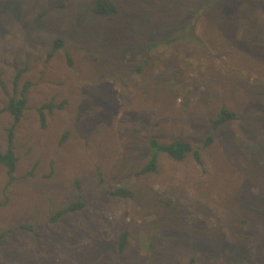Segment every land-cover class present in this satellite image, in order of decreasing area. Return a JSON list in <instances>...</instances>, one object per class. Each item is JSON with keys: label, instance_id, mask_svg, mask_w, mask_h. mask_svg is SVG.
Listing matches in <instances>:
<instances>
[{"label": "rangeland", "instance_id": "rangeland-1", "mask_svg": "<svg viewBox=\"0 0 264 264\" xmlns=\"http://www.w3.org/2000/svg\"><path fill=\"white\" fill-rule=\"evenodd\" d=\"M109 1L0 0V108L28 98L9 187L0 164V264H264V0ZM223 108L238 118L210 132ZM153 140L202 163L159 152L140 175Z\"/></svg>", "mask_w": 264, "mask_h": 264}, {"label": "trees", "instance_id": "trees-1", "mask_svg": "<svg viewBox=\"0 0 264 264\" xmlns=\"http://www.w3.org/2000/svg\"><path fill=\"white\" fill-rule=\"evenodd\" d=\"M94 11L101 14H112L117 11L116 6L112 4L109 0H96V4L94 6ZM63 46V40L62 39H56L53 48L51 52L48 54L49 57H52L54 52L59 48ZM25 71V69H20L17 72L16 75V81L18 77ZM0 86L5 88L4 82L0 79ZM27 86L23 89V91L20 93L19 96L12 95L9 97L8 102L0 108V112H8L12 118L13 121L9 127H7V146L5 149H0V164L4 165L7 169V173L9 176V179L7 181L6 186L9 187V185L14 181L15 177V171L17 169V163H18V156L16 154V146H15V130L20 122V120L23 117V112L27 108ZM66 103V100L61 103H54L53 101L47 102L42 104L37 108L39 116H40V122L42 127L47 126V115L52 114L56 109H62ZM238 118L237 112L232 111L230 109L223 108L221 109L217 115L211 119V129L210 132L217 128L218 126L226 123L234 121ZM213 141V135L209 133L206 137V140L204 142V147H207L210 145ZM152 146L156 148V151L151 155L148 162L139 170L138 174H147L151 173L157 170L158 168V153L159 152H165L170 157H172L174 160L181 161L189 154H192L196 161L199 163H202V156L199 149H195L190 142L177 140L172 143L168 144H161L157 142L156 140H153L151 142ZM29 174H32L30 172ZM115 195H121V196H127L129 195V191L126 188H118L116 190L112 191ZM85 203L82 200H74L69 203H67L62 208L58 209L56 212H54L50 218L49 221L51 223H55L59 221L62 217L75 213L77 211H80L84 208ZM17 228H25L29 231H32L34 229L33 225L23 224ZM14 229V228H12ZM12 229H8L5 231H0V244H3L7 234ZM16 229V228H15ZM128 231H123L120 234L119 237V244H118V251L123 252L128 244Z\"/></svg>", "mask_w": 264, "mask_h": 264}]
</instances>
